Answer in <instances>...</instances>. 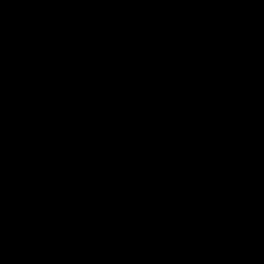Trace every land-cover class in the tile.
<instances>
[{"label":"water","instance_id":"1","mask_svg":"<svg viewBox=\"0 0 264 264\" xmlns=\"http://www.w3.org/2000/svg\"><path fill=\"white\" fill-rule=\"evenodd\" d=\"M0 264H264V0H0Z\"/></svg>","mask_w":264,"mask_h":264}]
</instances>
